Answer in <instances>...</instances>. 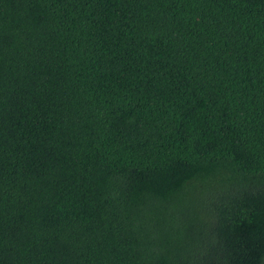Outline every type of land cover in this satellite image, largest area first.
<instances>
[{"label": "trees", "instance_id": "trees-1", "mask_svg": "<svg viewBox=\"0 0 264 264\" xmlns=\"http://www.w3.org/2000/svg\"><path fill=\"white\" fill-rule=\"evenodd\" d=\"M0 264H264V0H0Z\"/></svg>", "mask_w": 264, "mask_h": 264}]
</instances>
